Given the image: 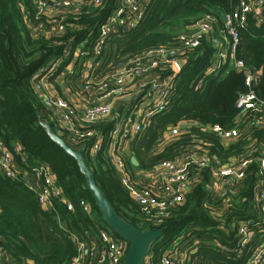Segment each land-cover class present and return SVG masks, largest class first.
Listing matches in <instances>:
<instances>
[{"label": "trees", "instance_id": "16d2710c", "mask_svg": "<svg viewBox=\"0 0 264 264\" xmlns=\"http://www.w3.org/2000/svg\"><path fill=\"white\" fill-rule=\"evenodd\" d=\"M240 1L149 0L145 18L136 29L114 34L107 40L101 57L104 74L147 51L176 45L178 35L187 33L205 14L218 19L215 32L190 53L184 68L174 75V90L168 109L153 117L144 133L132 141L126 164L133 179L135 172L152 170L164 161H175L196 138L207 141L210 153L223 161L247 154L252 141L264 145V129H250L248 134L228 147L221 144L219 135L209 131L214 126H220L223 131L236 128L238 99L249 91L245 76L228 64L216 73L206 75L217 54L214 41L223 28L224 15L235 9ZM87 9L76 14L79 18L76 29L61 34L59 39L65 43L71 40L75 45L81 43L92 28H98L111 15L115 9L114 0H108L107 6L101 10ZM36 13L34 0H0V142L14 155L19 170L14 178L0 173V246L7 258L4 264H70L79 255V244L90 248L100 243V231H109L120 239L105 224L76 160L50 140L41 122L50 125L73 149L85 148L83 155L97 185L121 218L143 232L163 230L162 237L152 247L154 264H158L180 236L207 237V230L218 223L205 209L206 203H215L205 182L194 187L170 218L153 224L131 198L116 170L111 156L115 122L95 127L105 139L101 152L94 158L86 150L96 138L72 144L57 129L51 113L39 100L34 82L38 72L52 68L64 48L56 45L57 37L37 38L33 35L30 26L37 23ZM69 16L73 18L74 13ZM241 35L237 59L258 73L260 82L254 84L253 90L264 101V23L260 25L250 16ZM65 66L53 72L52 80ZM171 74L173 72L168 70L162 77ZM67 83V91H78V80ZM56 87L63 94L64 85ZM183 123L189 126L181 129V136L163 150L159 149V141L168 129L182 128ZM16 148L20 149L19 153ZM132 158L137 160L138 167L132 164ZM41 166H48L66 198L64 201L53 200L50 210L41 207L38 195L24 177L26 173L33 176V169ZM256 179L249 178L246 188L240 190L237 209L233 210L230 220L232 217L241 219L250 211ZM82 202L89 205L88 212L81 207ZM68 203L73 206L72 211L67 209ZM215 233L223 245L228 246L233 240L232 232L216 230ZM226 255L220 247L203 245L198 251L196 264H233Z\"/></svg>", "mask_w": 264, "mask_h": 264}, {"label": "built area", "instance_id": "2783aa9c", "mask_svg": "<svg viewBox=\"0 0 264 264\" xmlns=\"http://www.w3.org/2000/svg\"><path fill=\"white\" fill-rule=\"evenodd\" d=\"M148 1L114 0L115 9L107 20L98 28H92L83 41L75 45L73 41L65 43L59 37L76 29L77 13H83L87 8L101 10L107 6L108 0H34L37 23L30 26L31 32L37 38L57 37L56 45L64 48L52 68L38 72L34 89L42 105L51 113L54 125L72 144L96 138L86 150L92 158L101 152L105 139V135L95 127L115 122L111 156L116 170L131 198L153 224L170 218L194 187L205 182L206 190L215 200L214 204L206 203L205 209L211 212L218 225L207 230V237L180 236L158 264H196L198 251L203 245L220 247L233 264H264L263 144L252 141L247 154L223 161L210 153L207 141L196 138L175 161H164L152 170L135 172V179L128 170L126 154L131 150L132 141L144 133L153 117L168 109L174 90V75L181 71L179 62L186 64L190 53L215 32L218 23L215 16L205 14L194 24V30L191 27L187 33L178 35L176 45L147 51L104 74L101 57L107 40L114 34L136 29L145 18ZM70 13H74L73 18ZM263 13L264 0H241L235 9L224 15L223 28L214 41L217 54L206 75L214 74L228 64L245 76V85L249 89L238 99L236 128L223 131L220 126H214L209 129L220 136L225 147L237 143L250 129H264V101L253 90L258 73L237 59L241 33L247 28L249 17L262 25ZM63 65H66L64 69L52 80L54 73ZM168 70L173 75L162 77ZM69 80H78L80 86L76 93L67 91ZM60 84L64 85L63 94L56 87ZM120 106L123 109L119 115L117 110ZM187 126L183 123L182 128L168 129L159 141L165 146H159V149L172 144L181 136V129ZM19 150L15 149L17 153ZM0 173L7 178H14L19 173L14 155L1 142ZM206 176L208 180H205ZM251 177H256L257 183L253 188L250 211L241 219L232 217L230 220L233 210L237 209L240 190L246 188ZM33 178L35 185L30 188L38 195L44 210L51 209L53 200L66 199L48 166L33 169ZM81 207L86 212L90 209L84 202ZM67 209L72 211L73 206L68 203ZM216 230L233 233L228 246L220 243ZM98 238L100 243L90 248L79 244V255L70 264H123L127 243L109 231H100ZM153 256L151 250L143 264H154ZM6 259V252L0 246V264H4Z\"/></svg>", "mask_w": 264, "mask_h": 264}, {"label": "water", "instance_id": "95a60500", "mask_svg": "<svg viewBox=\"0 0 264 264\" xmlns=\"http://www.w3.org/2000/svg\"><path fill=\"white\" fill-rule=\"evenodd\" d=\"M194 29L195 27H193L191 30ZM184 65L185 64L183 61H180L178 64L180 69H183ZM259 82L260 79L258 78L256 83L258 84ZM122 109L123 106H120V108L117 110V114L120 115ZM40 125L53 143H55L62 150H64L66 154L76 160L81 173L86 179L88 190L103 216L105 224L112 231H114L121 240L128 244V249L123 264H143L144 259L152 250L154 243H156L162 237L163 230L143 232L121 218L109 202L106 195L97 185L94 174L88 167L84 158L83 154L85 149L82 147L79 150L73 149L64 139L55 133L54 129L50 125L43 122H41ZM132 164L136 167L139 166L135 158H132Z\"/></svg>", "mask_w": 264, "mask_h": 264}, {"label": "crops", "instance_id": "0c3cea01", "mask_svg": "<svg viewBox=\"0 0 264 264\" xmlns=\"http://www.w3.org/2000/svg\"><path fill=\"white\" fill-rule=\"evenodd\" d=\"M24 177L27 179V183L30 185V187L35 185V181L33 176H27L26 174L24 175Z\"/></svg>", "mask_w": 264, "mask_h": 264}, {"label": "rangeland", "instance_id": "374dc122", "mask_svg": "<svg viewBox=\"0 0 264 264\" xmlns=\"http://www.w3.org/2000/svg\"><path fill=\"white\" fill-rule=\"evenodd\" d=\"M168 141H170V139ZM159 146L162 148L165 146V143L159 144Z\"/></svg>", "mask_w": 264, "mask_h": 264}]
</instances>
